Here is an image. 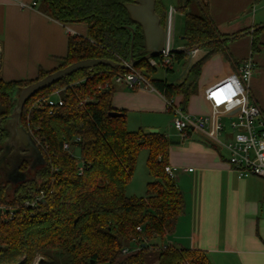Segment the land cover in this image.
Returning a JSON list of instances; mask_svg holds the SVG:
<instances>
[{
  "label": "trees",
  "instance_id": "16d2710c",
  "mask_svg": "<svg viewBox=\"0 0 264 264\" xmlns=\"http://www.w3.org/2000/svg\"><path fill=\"white\" fill-rule=\"evenodd\" d=\"M194 1L201 14L189 9ZM133 2H37L43 14L62 24H85L87 36H70L61 65L51 71L40 69L36 79L5 81L0 77V158L12 139L11 115L17 107L20 88L81 60L128 62L132 47L134 59L140 61L134 69L146 79L156 73L157 67L143 59L146 50L142 28L130 19L126 9ZM155 9L165 28L167 10L161 0H156ZM177 10L184 13L185 46L207 52L191 65L188 73L193 80L189 83L147 80L168 101L182 96L180 106L186 110L190 98L197 93L204 65L219 53L228 60L227 43L239 35L227 37L218 31L206 0H179ZM262 33L264 28L250 33L252 56L260 52ZM187 54L174 53L173 61L163 70L173 72V64L187 61ZM129 71L103 65L80 70L25 102L20 124L32 131L43 163L34 166L31 159H24L18 169L23 178L17 182L7 180L0 172V207H4L0 209V264H35L38 258L43 259L41 264H149L150 251L157 252L155 264H212L202 250L171 245L163 248L164 239L175 232L186 204L177 182L165 171L171 146L167 135L143 129L129 131L125 111L112 106L114 78ZM56 90L63 100L61 107L40 109L35 105ZM111 112L122 115L111 118ZM65 143L81 150V163L71 150L64 149ZM143 149L148 151L152 180L147 183L145 196L128 197L126 188ZM10 151L13 153L14 147ZM41 193V203L34 208L25 206L26 201ZM7 208L14 210L12 218ZM138 236L141 238L135 243Z\"/></svg>",
  "mask_w": 264,
  "mask_h": 264
},
{
  "label": "crops",
  "instance_id": "0c3cea01",
  "mask_svg": "<svg viewBox=\"0 0 264 264\" xmlns=\"http://www.w3.org/2000/svg\"><path fill=\"white\" fill-rule=\"evenodd\" d=\"M206 1L218 31L227 37L239 36L227 43L228 60L219 53L204 65L220 64L224 70L207 81L200 82V77L198 94L190 98L186 111L209 114L204 88L252 59L250 100L264 112V33L259 36L260 52L254 56L250 35L264 25V0ZM33 2L0 0V77L5 81L33 80L40 69L57 68L67 54L69 37L87 36L85 24H62L43 14ZM185 44L184 40L179 47ZM115 88L112 106L125 111L127 123L131 114H139V129L144 131L160 132L165 123L172 124L166 99L158 91L131 90L124 84H115ZM181 101L182 96L174 98L177 105ZM177 134L179 140H170L169 165L177 168L174 179L186 209L175 232L164 243L202 250L212 264H264V180L256 176L238 178L228 164V151L205 132H189L185 137Z\"/></svg>",
  "mask_w": 264,
  "mask_h": 264
},
{
  "label": "built area",
  "instance_id": "2783aa9c",
  "mask_svg": "<svg viewBox=\"0 0 264 264\" xmlns=\"http://www.w3.org/2000/svg\"><path fill=\"white\" fill-rule=\"evenodd\" d=\"M39 0H34L33 6ZM23 7L25 5H22ZM174 9L167 12L165 24V38L159 60L148 59L152 67H165L174 59L173 41V15ZM195 50V49H194ZM254 69L252 59H247L235 70L222 79L204 88L203 96L209 106L210 113L206 115H192L184 110L174 100H166L167 111L172 115V125L183 137L189 132L203 131L219 146L224 147L228 153V164L236 172L238 178L250 176L260 177L264 180V115L263 111L250 100V80ZM114 84H124L128 89L155 90L151 83L140 72L131 68L129 72L117 74ZM40 109L56 108L63 105L60 91L56 90L48 97H44L35 104ZM227 118L225 123L221 119ZM229 128L230 131H227ZM33 137L32 131H28ZM34 138V137H33ZM76 141H79L77 139ZM64 149L71 150V144L65 143ZM72 154V153H71ZM73 155V154H72ZM74 156V155H73ZM177 168L168 165L166 173L175 178ZM192 169H189L191 171ZM82 173V167H79ZM44 199V194L37 195L32 201H26L27 207H36ZM4 209V207H0ZM8 209L10 218L14 216V210ZM137 232L142 233V227H137ZM141 238H135L136 243ZM169 245L164 243L163 248ZM126 254L127 250H123Z\"/></svg>",
  "mask_w": 264,
  "mask_h": 264
},
{
  "label": "water",
  "instance_id": "95a60500",
  "mask_svg": "<svg viewBox=\"0 0 264 264\" xmlns=\"http://www.w3.org/2000/svg\"><path fill=\"white\" fill-rule=\"evenodd\" d=\"M156 0H134L133 3L127 4L126 9L129 13L130 19L139 24L142 28L144 37H145V50L146 55L143 59L148 60L150 58H155L159 56L162 52L164 38H165V29L161 26L160 18L156 13ZM133 33L134 29L132 27H128ZM264 28V25L258 27ZM184 39V38H183ZM224 41V38L221 39ZM133 48V47H132ZM131 48L130 59L128 62L119 63L111 59L106 58H94L87 59L75 62L71 65H68L64 68L58 69L47 76L31 83L30 85L20 88L18 91V99H17V107L14 110L11 118L14 120L11 123L12 130V139L5 151V153L0 158V170L4 171L7 169L6 161L8 160V154H10L11 147H14V154L21 153V158H19L17 163L11 165L10 169H7V180L12 182H17L23 178L18 171L20 163L24 159H31L33 161L34 166H38L43 163L41 155L36 147L35 141L33 140L30 133L20 124V117L22 115L23 107L25 102L35 95L37 92L49 88L51 85L56 82L72 75L73 73L80 70H88L93 69L97 66H108L111 68H121L123 70H128L134 68L140 61L135 60L133 57ZM194 49H198V47H194ZM193 49V50H194ZM192 50L191 47L183 46L174 49L175 53H188ZM0 64H1V50H0ZM122 114L119 112H111L108 114L111 118H116L121 116ZM151 132H157V130H152ZM17 143L21 146V152L16 150V146L13 143ZM24 151V153H22ZM14 160V159H12ZM9 161H7L8 163ZM4 170H3V169ZM6 168V169H5ZM11 177H15L17 179L11 180ZM43 262L42 258H38L35 264H41Z\"/></svg>",
  "mask_w": 264,
  "mask_h": 264
},
{
  "label": "rangeland",
  "instance_id": "374dc122",
  "mask_svg": "<svg viewBox=\"0 0 264 264\" xmlns=\"http://www.w3.org/2000/svg\"><path fill=\"white\" fill-rule=\"evenodd\" d=\"M161 1H162V4L165 6L167 12H169L170 9L175 10V14L173 15V25H174L173 41H174L175 48H178L184 42V39H183L184 30H185L184 13L177 10L179 6V0H161ZM189 9L192 10V12L196 14L202 13L199 9V5L197 4V1H194L193 3H191L189 5ZM206 52H207V49H203V48L191 50L187 54L188 56L187 61L173 64V66L171 67L173 72L167 73L165 72V70H163V68L157 67L156 73L149 74L148 75L149 78L147 77V79L148 80L162 79V80H166L168 83H173V84H179L182 82L189 83L193 80V78L188 73L191 65L194 64L197 60H199ZM223 70L224 69L222 66H220V64H210L209 66L204 68L203 77L201 75L200 82L207 81L211 79V77L219 75L220 73L223 72ZM139 121H140L139 114H131L130 121L127 123L128 130L129 131L139 130L141 126ZM227 122L228 120L225 121V123ZM176 131L177 130L173 128V125L171 124V122L165 123V125L160 128V132L167 135V137L171 141H177L180 139ZM227 131H230L229 128H227ZM15 146H16V150L21 152V146L17 143L15 144ZM71 152L74 155V158L78 161V163H81V150L78 147L74 146L71 148ZM21 155H22L21 153L8 154L7 161L9 162L7 163L6 161V164H7L6 167L7 169L8 168L10 169L9 171H11L12 169L10 163L12 165L13 164L15 165L17 163L16 160L21 158ZM147 156H148V151L146 149H143L138 156V161H137V165H136L133 178L126 188V195L128 197H134V196L143 197L146 194L147 183L152 180V177L150 176L149 169L147 166ZM7 169L6 170L3 169L4 171L0 170L4 178L5 177L7 178ZM10 179L15 180L17 178L11 177ZM131 248H134V246H132ZM156 257H157V252L150 251L147 263L155 264Z\"/></svg>",
  "mask_w": 264,
  "mask_h": 264
}]
</instances>
